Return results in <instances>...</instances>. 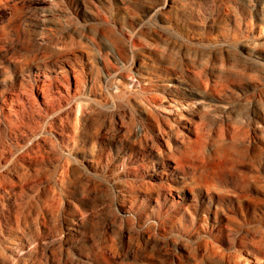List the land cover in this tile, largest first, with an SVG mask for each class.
<instances>
[{"label": "rangeland", "instance_id": "374dc122", "mask_svg": "<svg viewBox=\"0 0 264 264\" xmlns=\"http://www.w3.org/2000/svg\"><path fill=\"white\" fill-rule=\"evenodd\" d=\"M170 1L0 0V264H264V0Z\"/></svg>", "mask_w": 264, "mask_h": 264}, {"label": "bare ground", "instance_id": "6f19581e", "mask_svg": "<svg viewBox=\"0 0 264 264\" xmlns=\"http://www.w3.org/2000/svg\"><path fill=\"white\" fill-rule=\"evenodd\" d=\"M178 1L177 0H171L168 5L167 3L165 4H159V5H156L154 8H153V12L156 13L162 9L165 8V6H170L171 5H174L175 3H177ZM247 45H250L249 43H247ZM136 76H139L140 78L144 79V80H147V81H152L154 80V73L150 70V68H148L147 66H144L143 64H140L137 66V73H136ZM132 78V82H134L135 80H137V84H140L142 81H140L139 79H135L134 76L131 77ZM40 80H36L34 83L37 84V86L39 85V82ZM167 82L164 81V83H160L159 86L162 87V88H167V87H170L172 86V82L171 80H166ZM19 96V95H18ZM19 99V98H18ZM172 99V98H171ZM15 100L14 96L12 98V101ZM173 100V99H172Z\"/></svg>", "mask_w": 264, "mask_h": 264}]
</instances>
